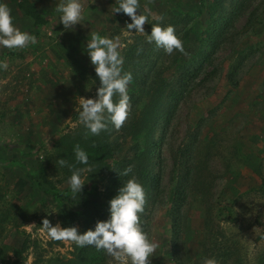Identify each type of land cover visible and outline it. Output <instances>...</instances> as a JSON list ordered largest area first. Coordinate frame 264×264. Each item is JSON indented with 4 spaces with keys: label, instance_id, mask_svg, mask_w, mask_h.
Masks as SVG:
<instances>
[{
    "label": "rangeland",
    "instance_id": "rangeland-1",
    "mask_svg": "<svg viewBox=\"0 0 264 264\" xmlns=\"http://www.w3.org/2000/svg\"><path fill=\"white\" fill-rule=\"evenodd\" d=\"M59 2L0 0L11 9L14 25L38 40L26 49L0 47V61L9 65L0 69V264L71 260L77 246L50 240L42 220L76 226L79 232L78 212L88 200L97 201L109 218V203L103 200L108 162L91 164L94 173L83 174L86 183L75 198L68 185L71 171L57 164L59 158L75 163V154L67 159L60 142L77 141L87 148L98 138H85L87 129L78 115L79 97L96 99L100 87L86 52L91 34L118 39L124 58L126 49L137 42L151 44L147 35L156 21L153 16L166 13L156 21L166 27L171 15L187 14L184 23L173 26L180 39L194 23L204 28L209 20L196 15L195 8H209L211 0H139L137 14H145L147 5L151 15L143 26L145 34L132 29L131 35L125 28L131 19L112 13L117 0H82L85 20L74 31L59 23ZM19 3L37 8L40 23L26 16ZM182 42L187 55H164L173 62L165 72L170 78L196 52L192 31ZM232 69L237 71L235 86L228 80ZM132 115L131 107L127 120ZM157 138L160 192L147 225L148 238L159 244L152 264H203L206 258L219 264H264V197L256 191L264 182V0H252L236 19ZM130 144L128 139L123 151ZM187 145L193 146V172L185 205L177 211L171 204L175 163L177 150ZM103 254L106 264H119Z\"/></svg>",
    "mask_w": 264,
    "mask_h": 264
},
{
    "label": "trees",
    "instance_id": "trees-1",
    "mask_svg": "<svg viewBox=\"0 0 264 264\" xmlns=\"http://www.w3.org/2000/svg\"><path fill=\"white\" fill-rule=\"evenodd\" d=\"M251 1L211 0L209 8L196 6L197 14H195L202 18L207 17L209 22L208 24L203 23L204 28L202 29L197 28L196 23H194L184 31L181 40L184 41L192 31L196 52L172 78L167 76L165 72L170 69L169 65L173 62L168 59L164 60V49H158L154 42L149 45L137 42L125 51L123 71L130 72L133 77L131 85L128 87L133 115L119 131H116L109 124V131L101 132L94 143L82 149L88 154L90 164L108 162L103 192L105 202H109L116 196L122 184L132 175H135L146 193V204L143 213L140 214V226L146 234L148 231V214L159 200L160 192L159 139L157 134L171 121L178 103L186 94L188 85L193 83L195 78L203 73L205 67L212 62V56L223 44L227 32ZM19 8L35 23H40L42 17L33 5L19 3ZM160 16L164 18L166 13H162ZM186 16L188 15L173 14L168 23L171 26L179 25L185 22ZM155 23L150 24L149 34H151L152 24ZM140 60L145 61V67ZM140 68H145V70H140ZM235 75H237L235 69H232L228 74V80L234 86ZM142 102L145 104L139 111L136 110ZM136 114L138 115L135 116ZM128 139L131 146L128 150L123 151L122 146L127 143ZM76 144L79 143L72 141L65 145L63 141L60 142V145L65 146L64 154L67 159L73 156ZM192 151V145L177 150L178 160L175 163L174 193L171 203L172 208L177 211L183 208L188 197L193 172V166H191ZM71 160H74V157ZM129 165L133 166V173L128 176H119L118 174ZM256 191L264 197V182ZM78 213L80 234L89 229L94 230L97 221L107 220L98 202L92 199L86 201ZM62 226L65 227V224L62 223ZM177 238L178 235L174 236L172 240L174 252L179 243ZM103 252L102 250L98 251L94 246L77 247L71 260L68 262L58 261L54 264H106V257ZM15 255L17 256L18 253L16 252ZM175 256L178 259L180 257L177 252Z\"/></svg>",
    "mask_w": 264,
    "mask_h": 264
},
{
    "label": "clouds",
    "instance_id": "clouds-1",
    "mask_svg": "<svg viewBox=\"0 0 264 264\" xmlns=\"http://www.w3.org/2000/svg\"><path fill=\"white\" fill-rule=\"evenodd\" d=\"M95 0H92L94 3ZM151 2V0H149ZM118 6L112 13H123L131 19L126 23L128 33L135 29V33L145 34L144 25L149 23L150 10L145 5V14H137L140 9L139 0H117ZM84 3L82 0H60L55 11L60 13L59 23L64 30H75V25H82L85 20ZM156 21H162V16H153ZM58 42V41H57ZM148 43H155L157 48H163L165 53L172 55L179 51L187 55L183 42L175 34L173 26L161 27L160 23L152 24L151 34L147 35ZM38 43L37 38L28 32L18 29L13 23L11 9L5 3H0V47L9 50L26 49ZM118 39L102 37L93 32L87 41L86 52L94 66L100 87L96 90V99L79 97V122L87 129L85 138L89 135L98 136L103 131H109V124L119 131L125 124L131 109L128 86L132 82V74L123 71L124 58L120 53ZM8 63L0 61V69L7 70ZM118 97V100L114 99ZM48 143V141H47ZM75 163H69L59 158L57 164L67 167L71 171L68 185L74 198L83 190L86 183L83 174L94 173L89 162L88 154L79 144L74 146ZM44 158H42L43 160ZM86 165L79 168L76 165ZM133 173V166L129 165L118 175L128 176ZM88 181V179H87ZM109 218L97 221L95 228L78 232L76 226L61 227L58 222L53 226L49 219L42 220V229L50 240L67 241L77 247L94 246L113 257L119 264H152L151 257L159 244L148 238L140 226V214L146 204V193L143 186L132 175L118 189L117 195L109 200ZM34 225V224H33ZM251 244V241H248ZM203 264H219L215 258H206Z\"/></svg>",
    "mask_w": 264,
    "mask_h": 264
}]
</instances>
